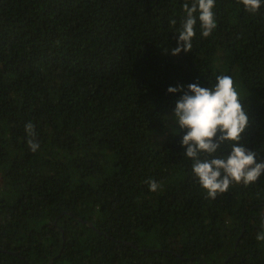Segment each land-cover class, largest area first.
<instances>
[{"label": "trees", "instance_id": "1", "mask_svg": "<svg viewBox=\"0 0 264 264\" xmlns=\"http://www.w3.org/2000/svg\"><path fill=\"white\" fill-rule=\"evenodd\" d=\"M185 2L0 0V264H264V176L207 198L168 91L231 76L264 160V4L173 55Z\"/></svg>", "mask_w": 264, "mask_h": 264}, {"label": "clouds", "instance_id": "2", "mask_svg": "<svg viewBox=\"0 0 264 264\" xmlns=\"http://www.w3.org/2000/svg\"><path fill=\"white\" fill-rule=\"evenodd\" d=\"M245 11L255 14L261 9L264 0H239ZM186 14L181 27L177 30L179 47L171 50L173 55L182 50L191 51L192 40L196 35L197 16L201 34L209 37L217 27L215 19V0H191L182 5ZM176 24L175 20L171 21ZM170 93L183 91L175 102L173 119L181 131L187 130L182 137L184 156L192 161L191 169L200 186L206 191L207 198L215 199L227 192L231 186L243 184L249 186L264 176V160L257 162V153L242 143V133L249 125V115L243 106L239 93L234 87L231 76L219 75L211 87H202L197 83L169 87ZM29 137L35 136V126L25 125ZM28 145L35 152L40 145L29 139ZM227 145L226 155H217L222 146ZM149 189L157 191L156 180L147 181ZM257 240L264 241V218Z\"/></svg>", "mask_w": 264, "mask_h": 264}, {"label": "water", "instance_id": "3", "mask_svg": "<svg viewBox=\"0 0 264 264\" xmlns=\"http://www.w3.org/2000/svg\"><path fill=\"white\" fill-rule=\"evenodd\" d=\"M91 224V223H90ZM92 225V224H91Z\"/></svg>", "mask_w": 264, "mask_h": 264}]
</instances>
